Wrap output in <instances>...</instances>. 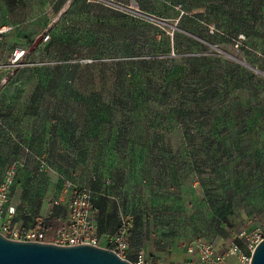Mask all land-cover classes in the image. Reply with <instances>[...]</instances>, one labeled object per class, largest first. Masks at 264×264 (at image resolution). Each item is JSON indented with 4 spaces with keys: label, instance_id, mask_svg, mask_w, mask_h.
I'll return each mask as SVG.
<instances>
[{
    "label": "rangeland",
    "instance_id": "374dc122",
    "mask_svg": "<svg viewBox=\"0 0 264 264\" xmlns=\"http://www.w3.org/2000/svg\"><path fill=\"white\" fill-rule=\"evenodd\" d=\"M1 23L18 27L0 42V64L43 33L53 50L69 45L59 59L40 42L13 68L36 70L0 72V181L29 153L34 162L10 194L16 216L45 218L64 181L90 189L97 174L110 180L115 227L128 218L140 236L126 259L140 251L147 264H185L191 240L222 250L239 230L264 232V0H0ZM120 87L127 102L116 100ZM63 104L70 115L98 113L103 135L123 131L101 167L41 168L43 149L26 148L28 137L44 140L53 122L43 119ZM7 113L36 117L10 128ZM22 186L40 199L37 214L19 199Z\"/></svg>",
    "mask_w": 264,
    "mask_h": 264
},
{
    "label": "trees",
    "instance_id": "16d2710c",
    "mask_svg": "<svg viewBox=\"0 0 264 264\" xmlns=\"http://www.w3.org/2000/svg\"><path fill=\"white\" fill-rule=\"evenodd\" d=\"M60 2H61V0H60ZM86 19L88 21H90L89 20L90 17L88 15L86 16ZM225 34H227L228 38H230V36L232 35V32L226 31ZM8 35L9 34H6L5 36H3V38L8 36ZM175 35L179 36V37L187 38V37H184L180 33H175ZM197 37L201 38L198 35H197ZM214 37L212 36L211 40L216 41ZM231 39L232 38H230L228 40H231ZM47 41H48V43L44 46V49H45V52L47 55H51V54H53V56L57 55V58H59V59H64L67 57V51H68L69 45L63 44L64 45L63 47L61 46V48H59L57 50H55V49L53 50L54 46L56 45L54 40L49 39V35H48ZM176 41L177 40H175V44H174L175 51L178 49V46H179L178 42H176ZM195 43L198 44L197 42H195ZM34 49H35V47L31 51H29V48L27 50L25 49L26 54L24 57V61L27 59L28 54L33 53ZM28 63H30V62H28ZM21 67H23V66H21ZM36 69L37 68L24 67V68L20 69L18 72H14L11 75V77H13L15 74L17 75L21 71L23 72V71L36 70ZM205 72L207 73L208 70H206ZM9 80H10V77H9L8 81ZM116 82H118V81H116ZM33 97H35V96H33ZM113 97H115V96H113ZM118 97L119 98L116 97V100L118 99L120 103H121L122 97H123L122 101H125V102H127V100L130 99V98H127V96L124 94V92H122V87H120ZM64 99H60L59 101H63ZM116 100L113 98V104L115 105L116 109H119L118 106L116 107ZM64 104L60 110H59V108H57V111H55L53 114H50V116H48L47 118L45 117L43 119L44 122L46 120H49V122H51V123L53 122L51 128H48L47 130L45 129L47 132H44L45 133L44 138H43L44 140L41 141L40 140L41 138H37V137H34V138L28 137L29 140H27V142L25 144L26 148L30 149L31 151H36V150H39L40 148L43 149V152L45 155L43 158V161H45V164L47 163L46 165H48L50 167H54L55 169L70 170V168L78 167L79 163L81 164V166H91V168H93V169L101 167L102 166L101 165V160H102V152L101 151H102V149L107 148L106 144L110 140H111L113 147H116L118 144V139L120 136H122L123 131L120 130V132H119L120 135L115 136V138H113V139L110 138L108 135H103L102 134L103 133V130H102L103 124L102 123L103 122L98 121V119H97L98 113L86 114L83 112L81 114L70 115V114H67V112H66L67 108H66V106H64ZM3 117H4L5 121L9 122V124H6L7 127L11 128L12 126H17V123H19V121H27V120H29V118H31V120H33V117H36V115L23 114V113L22 114L7 113ZM40 118H41V116H40ZM125 119H127V117ZM58 130H59V132H56ZM120 139H121V137H120ZM210 140L213 142L214 141L213 137H211ZM8 144H10L9 141H8ZM36 144H38V145H36ZM40 144H42V145H40ZM58 144H60L59 147H58ZM94 145L96 147L92 148V147H94ZM14 155H15V151L12 150L8 154V156L6 157L7 161L13 162L14 157H15ZM29 155H30V153L26 157L23 164H21V166H18L16 168L14 180H13V183H12V185L10 187V191H9L10 199H11L10 194L16 190V187H17L16 184L19 182L17 180L20 177H21V179L24 177V182L26 183V180L29 177H31L30 170H28V169L30 168L31 165H33L32 164L33 159ZM0 156H1V153H0ZM24 168H26L27 171L23 172ZM32 168H34V167H32ZM94 173H96V172H94ZM96 175L97 174H94L91 177L92 182L89 185L90 189L79 188L76 186H74V187H76L79 190H88L91 192L90 201H91L93 209L96 210V215L93 218V222H94V225L96 227V234H103V233L108 232L107 230H109V229L111 231H113L114 227L117 225V221L115 220V217L111 216L110 214H107L108 212H107V210H105L106 209L105 208V205H106L105 195H108V188L110 186L109 185L110 180H107L108 178H103V180H100ZM20 188H21V194L19 195V199H20V197H22L23 200L30 199L31 203L29 205L30 206V208H29L30 212L29 213H30V215L37 214L41 208V206L38 208L40 199L37 196H32L30 198L27 194V191H28L27 187L25 188V186H22ZM18 214H19V216H16V217H19L20 219H22L21 218L22 214L21 213H18ZM65 217H66V210H65V206L63 203H60L59 206L51 207L48 210L45 218L42 219L44 233L46 235H49L50 232H52L56 227H58L59 223L62 222V220H64ZM33 219H35V217ZM33 219L32 218L31 219H22L21 223L23 225L24 224L32 225ZM118 224H119V222H118ZM202 240H204V239H202ZM204 241L208 242L207 240H204ZM126 242H128V246L133 251L138 250L139 245H140V236H138L135 228L128 231L127 236H126ZM208 243H210V242H208ZM133 258H134V255L131 254L128 256L127 260L129 262H132Z\"/></svg>",
    "mask_w": 264,
    "mask_h": 264
},
{
    "label": "built area",
    "instance_id": "2783aa9c",
    "mask_svg": "<svg viewBox=\"0 0 264 264\" xmlns=\"http://www.w3.org/2000/svg\"><path fill=\"white\" fill-rule=\"evenodd\" d=\"M13 30V26H0V41L6 34ZM48 35L43 33L40 42L47 41ZM25 49L14 48L9 54L7 61L0 64V71L7 72L8 75L14 72L13 68L23 66ZM6 78L0 80V84L5 83ZM39 166L45 167L42 157L38 159ZM18 164L12 163L0 181V235L4 238L17 242L48 243L61 247H71L87 245L100 247L102 243L107 250L113 252L118 258L126 260L127 242L126 236L130 230L128 218L120 217L117 229L105 235L102 240L95 233V225L92 214L90 197L88 190H79L69 181H64L59 203H63L66 210L65 225L55 228L49 235L43 230L42 219L33 220L31 227L20 225L15 220V210L9 197L10 187L13 183ZM264 239V232L258 228L251 230H239L231 242L222 250L216 249L212 244L202 240L194 239L183 246L184 254L188 261L186 264H249L250 256L254 248ZM233 259L234 261H229ZM129 262V261H128ZM131 264H147L142 252L138 251Z\"/></svg>",
    "mask_w": 264,
    "mask_h": 264
},
{
    "label": "water",
    "instance_id": "95a60500",
    "mask_svg": "<svg viewBox=\"0 0 264 264\" xmlns=\"http://www.w3.org/2000/svg\"><path fill=\"white\" fill-rule=\"evenodd\" d=\"M37 37L29 51L40 43ZM247 68H250L246 65ZM251 69V68H250ZM0 264H131L105 248L87 245L61 247L48 243L17 242L0 235ZM249 264H264V239L254 248Z\"/></svg>",
    "mask_w": 264,
    "mask_h": 264
},
{
    "label": "crops",
    "instance_id": "0c3cea01",
    "mask_svg": "<svg viewBox=\"0 0 264 264\" xmlns=\"http://www.w3.org/2000/svg\"><path fill=\"white\" fill-rule=\"evenodd\" d=\"M2 25H10V26H13V30L9 33V35L10 34H12L15 30H16V28L18 27V25L17 24H12V23H6V24H4V23H1L0 24V26H2ZM11 201H12V198H11ZM27 212V209L25 210V213ZM96 212V210L94 209V213ZM93 213V214H94ZM93 214H92V218H94V216H93ZM15 220H16V217H15ZM16 222H17V220H16ZM65 222H66V217H65V219L64 220H62V222H60L59 223V226H62V225H65ZM17 223H19L20 225H23L21 222H17ZM23 226H25V227H31V225L30 224H24ZM251 229H253V228H251ZM251 229H247V230H251ZM109 233H103V234H96L99 238H100V240H102V238L105 236V235H109V234H111V233H113V231H111L110 229L109 230H107ZM51 233V232H50ZM95 233H96V227H95ZM127 246H128V242H127ZM104 247H106V245L104 244V243H102V246H101V248H104ZM129 247V246H128ZM128 250V249H127ZM137 253V252H136ZM183 253H184V250H183ZM134 258H135V256H134ZM134 258H133V260H134ZM133 260H132V262H133ZM128 261V260H127ZM187 261H188V258H187V256H186V258H185V264L187 263Z\"/></svg>",
    "mask_w": 264,
    "mask_h": 264
}]
</instances>
